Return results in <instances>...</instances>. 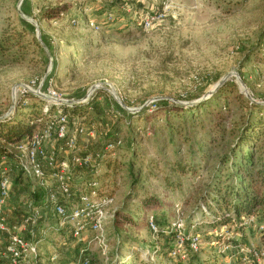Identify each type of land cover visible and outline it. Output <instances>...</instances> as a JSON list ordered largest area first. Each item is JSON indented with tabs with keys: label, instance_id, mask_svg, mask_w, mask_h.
I'll return each mask as SVG.
<instances>
[{
	"label": "rangeland",
	"instance_id": "rangeland-1",
	"mask_svg": "<svg viewBox=\"0 0 264 264\" xmlns=\"http://www.w3.org/2000/svg\"><path fill=\"white\" fill-rule=\"evenodd\" d=\"M226 77L230 88L242 92L241 79L252 98L264 102V0H0V117L16 113L19 104L42 106V129L56 115L55 109L44 113L55 100L41 99L42 105L35 94H16L35 81L45 93L55 91L67 110L94 103L84 115L67 112L70 132L85 130L78 137L81 154L117 145L114 168L99 166L95 175L102 192L115 199L106 255L90 230L84 240L74 238L71 225L56 231L59 220L49 212L45 192L22 173L13 176L12 215L21 214L26 200L46 215L35 264H83L85 257L91 264H175L168 256L172 237L160 228L152 233L148 219L153 215L166 226L178 216L177 205L188 226L192 214L199 216L211 175L227 152L217 112H225L226 127L241 114L234 95L229 104L213 100L219 89L211 92ZM202 100L209 105L195 122H183L174 108ZM178 162L198 175L172 173L169 165ZM83 174L82 183L93 178L91 170ZM167 178L181 188L172 189ZM133 192L153 198L152 207L135 210L140 203ZM195 231L201 251L177 264H264V225L245 220ZM244 245L263 255L244 262Z\"/></svg>",
	"mask_w": 264,
	"mask_h": 264
},
{
	"label": "built area",
	"instance_id": "built-area-1",
	"mask_svg": "<svg viewBox=\"0 0 264 264\" xmlns=\"http://www.w3.org/2000/svg\"><path fill=\"white\" fill-rule=\"evenodd\" d=\"M145 27L151 25L150 21L144 23ZM21 96L35 94L50 98L44 109L46 115H54L47 121L42 129L36 128L33 135L24 143L18 146V155L15 162L23 176L36 182V185L45 192V203L49 204V212L59 220L56 231H60L67 225H71L72 235L78 240H84V233L90 230L94 234L95 241L99 244L103 254L106 255L108 245L106 242L105 229L110 212L115 206V199L102 192L101 186L95 175L100 173V160L102 152H87L76 154L79 151L78 137L84 133L83 127H77L73 133L70 132L69 116L65 110L61 97L52 90L47 93L43 86H36V82L23 85L16 89V94ZM68 103H71L68 101ZM71 103L69 106H72ZM50 142H62L60 148L49 147ZM117 145L109 143L105 150L113 152ZM71 155L70 159H64V153ZM62 152V154H61ZM75 152V153H74ZM12 165L6 156L0 157V263L2 264H35L40 256L41 240L37 238L35 228L41 218H44L40 208L28 204L30 211L24 216L22 227L28 228L27 234L19 231H11L2 216V209L10 198V179ZM89 169L93 178L84 182L81 186H75L76 171ZM77 198V203L71 204V200ZM177 215L171 224L162 230L171 236L173 241L168 256L175 264L184 263L189 260L190 254H198L201 251V239L196 234V226H188L183 216H180V205H177ZM249 221L254 222L252 217ZM148 226L152 233L159 232V225L154 216L148 219ZM161 229V228H160ZM242 236V235H241ZM240 252L244 262L250 259H260L261 251L253 246H240ZM84 253V250H83ZM156 253V252H155ZM248 257H251L248 259ZM56 255L51 257L56 262ZM83 264H91L87 257L83 258Z\"/></svg>",
	"mask_w": 264,
	"mask_h": 264
},
{
	"label": "trees",
	"instance_id": "trees-1",
	"mask_svg": "<svg viewBox=\"0 0 264 264\" xmlns=\"http://www.w3.org/2000/svg\"><path fill=\"white\" fill-rule=\"evenodd\" d=\"M55 12L52 11V13ZM229 86L228 83H225L214 95L213 100H223L229 104L230 96L234 95L241 107V114L230 127H226L225 112L222 110L217 112L216 123L219 126L222 139L227 143V152L219 160L211 175L210 183L205 191V203L200 204L197 208L199 216L192 214L189 218V225L196 226L197 229H216L231 223L238 225L252 217L256 225H264V104L252 102L242 92H239L236 86L233 85L231 88ZM236 89L238 91L235 94ZM34 99L44 105L41 99L36 97ZM93 104L90 103L88 107L93 108ZM208 105L209 101L202 100L190 107L174 104V108L176 113H181L183 122L189 120L195 122L201 117H205L204 109ZM88 107L78 105L65 110L69 111L71 116L84 115L83 109L88 110ZM42 115V106L33 104V106L24 107L19 104L16 113L0 117V157L6 156L12 168L19 169L15 162L18 155L17 148L33 135L37 128V121ZM170 126H173L172 121ZM112 153L114 152L106 150L102 152L100 166L107 165L109 169L114 168ZM132 162L134 163V160ZM107 166L106 168H108ZM169 167L172 173L178 175L187 173L198 175L192 166L185 167L179 162L170 164ZM19 173L22 172L19 170ZM94 178L99 179L98 176ZM174 180L167 178L172 189H180L181 182L177 183ZM133 193L132 197H135V200L140 203L139 206H135V210L143 211L154 204L153 198L150 196ZM120 214L122 212L119 211ZM174 219L176 216H173L166 226L160 224V228L168 227ZM148 229L150 230L149 226ZM242 234L244 236L243 231ZM41 236L42 234L39 235V237Z\"/></svg>",
	"mask_w": 264,
	"mask_h": 264
},
{
	"label": "crops",
	"instance_id": "crops-1",
	"mask_svg": "<svg viewBox=\"0 0 264 264\" xmlns=\"http://www.w3.org/2000/svg\"><path fill=\"white\" fill-rule=\"evenodd\" d=\"M49 146L51 147V148H55V146H54V144L52 143V142H50L49 143ZM59 148V147H58ZM82 151V150H81ZM81 151H80V149H79V151L78 152H76V154H81ZM75 153V152H74ZM62 157L64 158V159H70L71 158V155L69 154V153H64V155H62ZM102 167V166H101ZM86 170H89V169H83V170H77L76 171V174H77V176H76V180H75V186L76 185H82L83 183V181L85 180V177H84V171H86ZM17 173H19V169L17 170V169H14V168H12L11 169V172H10V175H9V179H10V198H9V200L7 201V203H6V205L3 207V209H2V216L4 217V219H5V221H6V223L8 224V226L10 227V230L11 231H19L20 233H24V234H27L28 233V231L27 230H29L28 228H24L23 229V227H22V222H23V218H24V216H26V214L30 211V209L28 208V204H27V200H26V202L24 203V210L22 211L21 210V214L20 215H18V216H20L19 218H18V216H13L12 214H13V210L14 209H16V206H15V204H16V202L13 200V198H12V193H11V184H12V178H13V176H17V175H19V174H17ZM92 176H93V174H92ZM79 181H81V182H79ZM81 183V184H80ZM45 196V195H44ZM30 201V200H29ZM21 209H22V207H20ZM36 208H38V207H36ZM43 215L45 216L44 218H41L40 219V221H39V223H38V225H37V227L35 228V231H36V233H37V238H39V226H40V224H41V222H43V220H45L46 219V215L43 213ZM47 232H43L42 233V235H44V234H46ZM39 240H41V239H39ZM0 264H2V263H0Z\"/></svg>",
	"mask_w": 264,
	"mask_h": 264
},
{
	"label": "water",
	"instance_id": "water-1",
	"mask_svg": "<svg viewBox=\"0 0 264 264\" xmlns=\"http://www.w3.org/2000/svg\"><path fill=\"white\" fill-rule=\"evenodd\" d=\"M23 15V14H22ZM24 16V15H23ZM25 17V16H24ZM27 21H29V22H31L33 25H35L37 28H38V25H37V23L35 22V21H32V20H29V19H27ZM39 31H37V36H38V38H39ZM226 79H227V77L226 78H224V79H222L217 85H216V87H215V90L213 91V92H211V94H213L215 91H217L218 89H220L224 84H225V81H226ZM239 82H240V84H241V88H242V92L247 96V98H249L252 102H255V103H257V104H264V102H257L255 99H253L252 98V96L250 95V93H249V90H248V88H247V86L245 85V83L241 80V79H239ZM97 88H99V87H94L93 89H97ZM111 94H113L114 96H115V98L121 103V101L116 97V95H115V93H113L112 91H109ZM14 94H15V92H14ZM41 96V98L42 99H44V100H51L50 98H47V97H45V96H42V95H40ZM122 104V103H121ZM124 106V105H123ZM126 107V106H125ZM14 108H12V110H13ZM127 110H129V111H131L130 109H128V108H126ZM12 110H11V112H12ZM10 112V113H11ZM8 116V115H7Z\"/></svg>",
	"mask_w": 264,
	"mask_h": 264
}]
</instances>
